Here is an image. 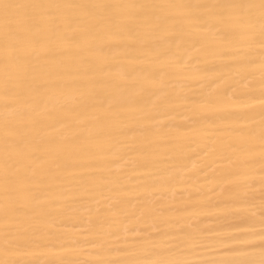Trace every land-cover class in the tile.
<instances>
[{"label": "bare ground", "instance_id": "6f19581e", "mask_svg": "<svg viewBox=\"0 0 264 264\" xmlns=\"http://www.w3.org/2000/svg\"><path fill=\"white\" fill-rule=\"evenodd\" d=\"M0 264H264V0H0Z\"/></svg>", "mask_w": 264, "mask_h": 264}]
</instances>
